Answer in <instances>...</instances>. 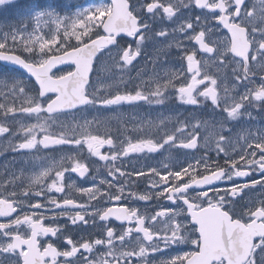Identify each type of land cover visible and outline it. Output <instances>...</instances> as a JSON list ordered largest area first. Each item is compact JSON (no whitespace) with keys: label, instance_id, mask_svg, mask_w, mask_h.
<instances>
[{"label":"snow or ice","instance_id":"obj_1","mask_svg":"<svg viewBox=\"0 0 264 264\" xmlns=\"http://www.w3.org/2000/svg\"><path fill=\"white\" fill-rule=\"evenodd\" d=\"M17 3L18 0H0V6L6 4L9 9ZM188 6L172 3L170 0H151L146 4L140 3L139 7L133 4L130 10L128 0H113L110 5L99 3L62 16L55 9L32 3L27 6L16 26L0 25V62H8V65H0V84L7 85L11 82L10 92L14 96L18 93L21 98L19 108L0 104V111L3 113L0 119L4 121L0 123V134H13V125L19 123L18 131L22 133V139L15 145L18 150L43 151L63 145H72L77 149L76 155H66L58 161L53 159L34 173L29 178L28 190L20 194L21 199H16L18 194L15 192L6 195L0 193V257H8L7 264H95V261L86 258L84 253H92L97 247L104 246L109 250L104 255L123 261V264H129L130 260L135 264H264V199L256 202L250 198L246 212L238 211L235 207L244 199L246 189L254 190L259 187L264 190V133L250 137L253 143L247 144V150L243 151L239 159L228 155L223 146L228 142V137L221 134L225 131L228 121L245 115L251 118V112L245 111L246 105L255 102L264 109V78L258 87H250L252 77L249 76L250 46L255 42L257 35L264 38V0H260L259 4L255 0L250 4L249 0H194L195 7L208 9L213 14L219 13L215 16L212 26H209L206 19L202 23L201 18L196 17L180 20L170 32L167 28L156 30L150 22L164 18L173 20L181 7ZM42 23L56 24L55 35L51 39L46 40L42 35H37V32L42 31ZM30 25L32 31L28 30ZM92 27H102L106 35H97L96 39L85 43L84 38H91ZM216 29L226 30L229 35H224L221 39ZM61 31L66 39L74 36L80 46L69 45L71 50H68V47L54 48ZM176 33L183 35L186 41L198 45V49L189 50L179 39L168 40L170 35L174 36ZM212 37H215V40ZM154 38H164L153 47L154 59L162 54L166 55L173 47L184 53L181 59L187 61V72L191 74L190 82L182 83L176 88L170 79L164 84L157 83L155 90L147 95L136 88L122 94H110L109 97L98 96V90L89 91V88L94 87L90 84V73L98 52L114 45L116 55L121 61L119 66L132 65L143 53V45ZM57 51L62 54H55ZM198 51L214 54L221 60L222 65L228 60L229 54L240 58L239 66L243 68V76L234 69L238 82L234 89L243 87L245 91L238 94V99L235 95L225 97L224 106L221 107L222 100L216 90L217 79L207 74L204 79L197 78L200 75V62L196 58ZM256 51L264 58V40L259 42ZM16 52L20 54H14ZM251 60L256 61L257 57L252 55ZM65 61H70L74 68L58 76L53 74V69ZM204 63L207 64L208 61ZM9 66L15 67H12L10 72L3 71ZM260 70L264 71V65H260ZM25 73L34 78L38 88L31 85L29 79L24 78ZM176 76H183V71H178ZM205 81L210 86L199 91V86L205 84ZM169 88L175 90L177 100L184 104L198 105L201 103L199 98L210 99L214 110L221 113L219 119L214 121L219 124L220 130H213L205 135L203 145L209 146L210 136H218L215 145L217 158H220L221 153L224 154L223 165L210 164L211 157L205 153L195 164L181 166V170L171 171L168 166L150 169V188L160 190L141 194L138 199L149 201L164 198L177 207H164L154 213L145 210L141 213L136 208L122 203L125 198L123 185L113 194L114 184L109 179L99 181V184L107 185L103 192L98 185L78 189L80 193L88 196L89 203H78L75 199L67 197L61 202L50 195L53 192H65V172L68 171L64 167L66 160L72 162V173L78 174L81 179L86 177L89 166L78 158L85 146L91 156L110 163L109 176L118 175L130 179V174L121 171V167L116 165L118 160L130 153H143L145 150L154 153L165 144L175 146L177 142V136L167 132L166 139L162 138V143L152 139L133 143L129 139L126 141V147L122 146L125 141H121L120 150H114L109 155L102 153L101 148L107 145L109 149H115L111 137L91 134L87 131L88 121L74 127L66 126L62 122L57 125V120L52 114L59 115L67 110L90 105L110 107L141 101L163 104L165 99L171 97L166 96L165 91L161 89ZM49 93L54 94L55 98L49 96ZM16 113L33 117L35 123L15 120L9 122L10 117ZM45 113L49 115L46 116ZM53 125H57L60 131H53ZM187 126L185 123L184 127L175 131L183 133ZM77 127L80 128L79 132ZM199 127V123L193 124L192 131L186 138L181 139L179 147L198 150ZM190 169L193 170L191 174ZM196 169L200 171L197 172ZM182 173L188 177L187 181L183 179ZM134 174L137 178H148L143 171H135ZM47 179H51L50 184H46ZM237 180L245 182L238 184ZM125 183L128 184L129 180L126 179ZM131 183L134 184L135 181ZM221 183L227 186L221 188L218 186ZM36 186H40V190L33 192L32 189ZM67 187L74 188V182H69ZM46 193L47 203L41 202ZM29 196L39 199H36L35 203H27ZM128 196L137 198L135 192L129 193ZM105 198L106 202H114L118 206H93L91 212L87 210L91 201ZM89 217L92 218L93 225L98 217L104 224L106 236L93 241L83 240V237L74 240L72 235L68 234L59 247L52 242L46 246L40 244V237L52 236L59 239L61 233H67L69 224L89 225ZM161 217L165 218L163 229L155 226ZM61 218L66 219L68 224L45 225L46 220L58 221ZM113 219L116 222L135 223V231L138 234L137 247L131 251H117L114 246L116 229L105 223ZM149 221L153 223H148ZM21 229L24 231L21 232ZM132 232L133 229L129 227L120 233L118 240L122 245ZM189 243L195 246V251L182 254L178 252L177 255L168 256L166 259H149L156 255L163 256L167 251H175L181 245ZM41 247L43 251L40 250ZM0 264H5L3 259H0ZM100 264L109 262L102 260Z\"/></svg>","mask_w":264,"mask_h":264},{"label":"flooded vegetation","instance_id":"obj_2","mask_svg":"<svg viewBox=\"0 0 264 264\" xmlns=\"http://www.w3.org/2000/svg\"><path fill=\"white\" fill-rule=\"evenodd\" d=\"M99 2L106 5L112 4L110 0H99ZM128 2L131 10V6L133 4H136V6L139 7L140 3L146 4L147 2H151V0H139V3H137V0H128ZM163 2H168V0H163ZM170 2L189 6L181 7L177 16L173 20H168L167 18L162 20L157 19L154 22L150 20V22L153 23L154 29L159 30L160 28H167L171 32V29L176 27L180 20L195 19L196 17H200L202 23L206 19L209 26H212L215 22V16L219 15L218 12L213 14L208 9L195 7L194 0H170ZM208 2H212V0H208ZM251 2H253V0H249V4ZM255 2L259 4L260 0H255ZM248 10H250V8ZM216 31L221 39L224 35H229L226 30L223 29H216ZM92 33L96 36L106 35L102 27H95ZM120 35L123 36L124 34ZM117 39L119 40L120 37L118 36ZM128 39L134 40L135 38ZM173 39L181 40L189 50H192L193 48L198 49V45L186 41L185 37L179 33L168 37V40ZM212 39L215 40V37H212ZM163 40L164 38H154L148 40L145 45H143V53L133 61L132 65H125L122 67L119 66L121 61L116 55V48L114 45L102 49L94 62V68L102 66L105 68L103 72L104 75H107L106 80L102 85L101 97H109L110 94L115 95L117 92L122 94L125 91L132 90L133 88H136V90H140L147 95L149 92L155 90L157 83L164 84L170 79L173 80L176 88H178L182 83L190 82L191 74L187 72V61L186 59H181L184 55L183 52L173 47L171 50L167 51L166 55L162 54L158 58L154 59L153 47L155 44L160 43ZM262 40H264V38L257 35L255 37V42L250 46L249 68L251 71L249 72V76L252 77L250 87H258L262 78H264V71L260 70V65H264V58H261L260 54L256 51L259 42H262ZM252 55L257 57L256 61L251 60ZM196 58L200 62V75L197 78L204 79V75L207 74L208 76L217 79L216 90L222 100L221 107L224 106L223 99L225 97L235 95L238 99V94L244 93L245 89L243 87H236L234 89V85L238 84L235 79L236 73L234 69L238 71L241 76H243V68L239 66V57H234L232 54H229L228 60L224 62L223 65L221 64V60L214 54H204L198 51ZM205 61H208V63L205 64ZM180 70L183 71V76H176V73ZM146 73H149L151 82L140 78V75H145ZM115 74L119 75V82L117 84L109 85L108 82ZM174 77L176 78L173 79ZM90 84L93 85L92 79ZM208 86L210 85L207 81H205V84L200 85L198 90L203 91V89ZM10 89V83L7 85L4 84L3 87L0 88V99L3 100V104L10 108L12 97H15L20 100L21 105V98L19 97V94L17 93L14 96L10 92ZM161 90L165 91L166 96L171 97V99H165L163 104H149L145 101H141L131 105L122 104L119 106L99 108V111H97L100 113L99 118L92 120L87 125V131L91 132L93 135H101L105 138L111 137L114 140L115 149H109L107 145L101 148L102 153L109 155H111L114 150H120L121 141H125L122 146L126 147V141L129 139L133 143H136L139 140L148 139H152L153 141L159 140L162 143V138L166 139V132L177 136L175 146L165 144L154 153H149L145 150L143 153H130L127 157H122L116 162V165L121 167V171L129 173L130 179L129 177H120L118 175L115 177L109 176L108 173L109 167L111 166L110 163L101 161L98 157L91 156L87 152L85 146L78 158L81 162L86 163L89 166V172L86 174V177L81 179L78 174L72 173L70 170L72 162L66 161L64 167L67 168L68 171L65 172V192H53L50 195L54 196L61 202L65 197H67L75 199L78 203H89L88 196L80 193L78 189L98 185L103 192L107 189V185H101L99 184V181L102 179H109L112 180L114 184L112 189L113 194H116V189L121 185L125 187V198L122 201L123 204H126L129 207H134L141 213H144L145 210H148L149 213H154L161 208H172L177 207V205L168 203L164 198L160 200L151 199L149 201H141L138 199V196L141 194L160 190H152L150 188L149 178L151 177L150 169L152 167L158 166V169H161L164 166H168L171 171L181 170V166H185L187 164V160L184 161L183 159H188V155L195 154L200 157L205 153L211 157L210 164L219 163L223 165L224 154L221 153L220 158L218 159L215 151L218 136H210L209 146L206 148L203 146V137L205 135H208V133L213 130L217 132L220 130L219 124L214 123V121L219 119L221 113L219 110H214L210 99L205 100L204 98H199L201 100L200 104L188 105L177 100V93L172 88ZM87 107L89 106L77 109L72 113L78 114L84 112ZM245 111L251 112V118L245 115L237 120H230L225 124V131L221 133L228 137V142L223 146L227 149L228 155L232 156L234 159H239V156L243 154V151L247 150V144L253 143V140L250 139V137L264 133V109H261L258 104L253 102L251 105H246ZM2 115L3 113L0 111V117H2ZM14 119L15 121H21L20 119H17V116H15ZM11 120L12 119L10 117L9 122H11ZM161 121H163V124H161ZM0 123H4V121L0 119ZM185 123L188 126L185 128L183 133L175 131L177 128L184 127ZM197 123L200 124V127L197 129L200 133L198 136V143L200 144L199 149L187 150L179 147L181 139L186 138L188 133L192 131V125ZM227 129H231V131H227ZM18 130L19 125L16 123L13 125V134H4L3 137H0V193H4L6 195L8 193L15 192L18 194L16 199H21L22 197L20 194L28 190L29 178L34 173L40 171V160H42L43 154H46V160L43 163V166H45L48 161L51 163L53 159L56 160L55 157L58 156L57 152L70 150V148H72L73 150L69 154L76 155L77 149L72 145H63L54 146L43 151L18 150L15 145H17L22 139V133ZM172 158L178 159L177 165L172 166ZM12 161H14V167H12ZM135 171H143L145 173V177L148 178H137L134 174ZM195 171L199 172L200 169H196ZM189 172L191 174L193 170H189ZM52 175L54 177L55 173L53 172ZM182 177L185 181H187L188 177L184 176L183 173ZM197 178H199V176H197ZM126 179L129 180L128 184L125 183ZM117 180L119 183H116ZM131 181H135V183L132 184ZM69 182H74L75 187H67ZM244 182L245 181L243 180L236 181L238 184H242ZM50 183L51 179H47L46 184ZM218 186L223 188L227 185L221 183ZM39 190L40 186H36L32 189L33 192ZM131 192H135L137 198H129L128 194ZM191 194L194 195L195 193ZM47 195L48 194L46 193L45 198H43L41 202L47 203ZM250 198L256 202H258L259 199H264V190L259 187L254 190L246 189L244 199L240 200L235 205L237 210H243L246 212L247 206H249ZM36 199L39 198L29 196L27 197V203H35ZM93 206L106 208L118 205H115L114 202H106L105 198V200L91 201L87 210L91 212L93 210ZM25 210L27 211L28 209ZM76 210L78 209H73V211ZM46 214L51 215V213ZM91 219L92 218L89 217L90 223L87 226H72L69 224L67 233H61L59 239L52 236L40 237V244L46 246L47 243L52 242L55 246L59 247L64 243L68 234H71L74 240H80V238L83 237V240L91 239L94 241L96 238H103L106 236L104 224L99 221L98 217L96 218L94 225L91 223ZM159 221L160 222L156 223L155 226L159 229H163L165 226V218L161 217L159 218ZM50 223L63 226L68 224V221L64 218H61L58 221H45V225ZM105 223L107 226H112L116 229L114 246L118 252L131 251L134 247L138 246V234L135 231V223L130 224L127 221L116 222L114 219ZM148 223L153 222L149 221ZM129 227L133 229V232L129 237H126V240L122 245L118 240V236L124 229ZM23 231L24 229H21V232ZM140 235L142 236V234ZM83 240L80 242L82 243ZM40 250L43 251V248L41 247ZM61 250L64 249L61 248ZM195 250V246L189 243L181 245L175 251H167L163 256L156 255L155 257H150L149 259H166L168 256L177 255L178 252L182 254L186 251ZM108 251L107 246L97 247L92 253H84V256L86 258L93 259L95 264H100L102 260L109 262V264H123V261H118L113 259L111 256L104 255ZM0 259H3L5 264H7L8 257H0ZM129 264H135V262L130 260Z\"/></svg>","mask_w":264,"mask_h":264},{"label":"rangeland","instance_id":"obj_3","mask_svg":"<svg viewBox=\"0 0 264 264\" xmlns=\"http://www.w3.org/2000/svg\"><path fill=\"white\" fill-rule=\"evenodd\" d=\"M84 2L78 3V0H73L70 3L66 4L63 1H59V0H18V3L12 8L9 9L7 7V5H3L0 6V25H6V26H16L18 24V22L20 21L22 15L25 13V9L27 8V6L29 4L32 3H36L38 4L40 7H44V8H51V9H55L60 15H71L73 14L77 9H82V8H88V7H92L95 4H99V1H87V0H83ZM42 27V31L41 32H37V35H42L44 37V39H51L54 35H55V30H56V24L52 23L51 25H46L43 24L41 25ZM92 27L91 31L93 30ZM29 31H32V26H29ZM3 31H7V29H3ZM85 40V38H84ZM43 42V41H41ZM73 43V44H79V42H77L75 40L74 36L68 37L67 39L64 37L63 31L60 32V35L57 37V45L53 46L54 48L57 47H67L68 44ZM38 47V45H37ZM58 52V51H57ZM20 53V52H19ZM56 53V52H55ZM104 70L105 68H103L102 66L99 67L97 66V68L94 70V74L92 77V82H93V86L91 87L89 91H97V95L101 97V91H102V85L103 82H105L106 80V76L104 75ZM11 70H9L10 72ZM102 74V75H101ZM17 75H19L17 73ZM26 76L24 75V78ZM119 75L115 74L113 76V78L108 82L109 85L112 84H117L119 82ZM140 78L151 82V77L149 75V73H146L145 75H140ZM10 82H8L7 84H9ZM31 83V82H30ZM4 84H0V88L3 87ZM12 87V84H11ZM31 94V93H29ZM0 104H1V99H0ZM10 108H19V103L18 102H14L13 105H11ZM99 108H101L100 106H89L86 108V110L84 112L81 113H61L59 115H54L53 117L57 120V125L59 123H64L66 126L69 127H74L76 125H82L84 124L85 121H88L89 123L94 120V119H98L100 113L97 112L99 111ZM16 115H18L16 113ZM22 115V114H21ZM46 115V114H44ZM47 116V115H46ZM23 123H35V119L33 117H29L27 115H23L21 116V118ZM19 125V123H18ZM57 125H53V131L59 132L60 129ZM80 131V128L77 127V132ZM4 134H0V137H3ZM204 146V145H203ZM204 148H206L204 146ZM72 148H70V150H64L62 152H57L58 156H56V160H60L61 157H64L66 155H70L69 153L72 152ZM46 154H43V158L42 160H40V170L43 167V163L46 160ZM199 157L197 155H188V159L184 158L183 160L186 161L187 160V164L188 163H192L195 164L196 160ZM178 159L177 158H172V166L177 165L178 164ZM67 161V160H66ZM42 162V163H41ZM49 163V161L47 162ZM158 164V163H156ZM187 164L185 165V167L187 166ZM12 167H14V161H12ZM156 168H158V166H156ZM191 170V169H190Z\"/></svg>","mask_w":264,"mask_h":264},{"label":"water","instance_id":"obj_4","mask_svg":"<svg viewBox=\"0 0 264 264\" xmlns=\"http://www.w3.org/2000/svg\"><path fill=\"white\" fill-rule=\"evenodd\" d=\"M94 39H96V38H94ZM93 40V39H92ZM91 42V40H89V41H87V42H85V43H90ZM80 46V45H79ZM79 46H77V47H79ZM71 50V49H70ZM15 54V53H14ZM62 53H60V54H57V55H61ZM1 63H3V64H5V65H8V62H1ZM63 66H72L73 68H74V65H72L71 64V62L70 61H65L63 64H60V65H58L57 67H55L54 69H53V72L55 71V70H57V69H59V68H61V67H63ZM11 67H15V66H11ZM72 68V69H73ZM92 73V72H91ZM90 73V74H91ZM26 74V73H25ZM31 78V77H30ZM33 81H34V78H31ZM34 83H35V81H34ZM37 87H38V85H36ZM48 95H54V94H51V93H49ZM53 98H55V95H54V97ZM72 110H75V109H72ZM67 111H71V110H67Z\"/></svg>","mask_w":264,"mask_h":264}]
</instances>
